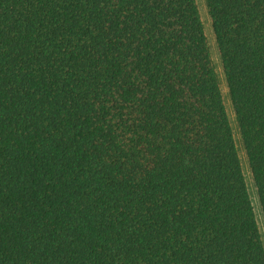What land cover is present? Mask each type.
<instances>
[{
  "label": "trees",
  "instance_id": "obj_1",
  "mask_svg": "<svg viewBox=\"0 0 264 264\" xmlns=\"http://www.w3.org/2000/svg\"><path fill=\"white\" fill-rule=\"evenodd\" d=\"M264 215V0H206ZM0 264H264L196 0H0Z\"/></svg>",
  "mask_w": 264,
  "mask_h": 264
},
{
  "label": "rangeland",
  "instance_id": "obj_2",
  "mask_svg": "<svg viewBox=\"0 0 264 264\" xmlns=\"http://www.w3.org/2000/svg\"><path fill=\"white\" fill-rule=\"evenodd\" d=\"M196 1H197L199 10H200L201 18H202L203 23H204L205 33H206V36L208 39L211 56H212L215 68L217 70L219 79H220L224 102H225V105H226V108H227V111L229 114L231 125L233 127L234 136H235V140H236L237 147L239 150V154L241 157L243 170H244V173L246 176L249 192H250V195H251V198L253 201L257 221H258L260 231H261V235H262V239L264 242V215H263L262 207L260 205V201L258 198L257 188H256V185L254 182V178H253V175L251 172V168L249 166L246 151H245L244 146H243L239 127H238V124L236 121L235 111H234V108L232 105V100L230 97L229 89H228L226 78L224 75L220 51H219L216 36H215L214 30H213L212 18L209 14L206 0H196Z\"/></svg>",
  "mask_w": 264,
  "mask_h": 264
}]
</instances>
